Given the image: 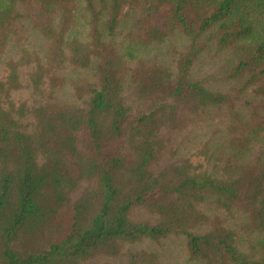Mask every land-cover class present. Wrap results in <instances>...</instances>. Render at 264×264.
Here are the masks:
<instances>
[{
    "label": "trees",
    "instance_id": "obj_1",
    "mask_svg": "<svg viewBox=\"0 0 264 264\" xmlns=\"http://www.w3.org/2000/svg\"><path fill=\"white\" fill-rule=\"evenodd\" d=\"M172 237L264 264V0H0V264H164Z\"/></svg>",
    "mask_w": 264,
    "mask_h": 264
},
{
    "label": "rangeland",
    "instance_id": "obj_2",
    "mask_svg": "<svg viewBox=\"0 0 264 264\" xmlns=\"http://www.w3.org/2000/svg\"><path fill=\"white\" fill-rule=\"evenodd\" d=\"M218 63L219 58L214 55V50L210 47L198 58L195 64V74L201 78L217 76L220 73ZM179 247V240L173 237L163 242L162 250L167 255L163 260L164 264H184V259L178 258L179 255L176 253Z\"/></svg>",
    "mask_w": 264,
    "mask_h": 264
}]
</instances>
